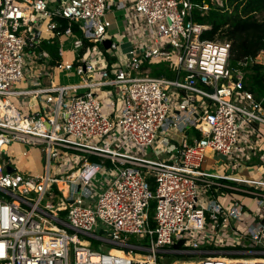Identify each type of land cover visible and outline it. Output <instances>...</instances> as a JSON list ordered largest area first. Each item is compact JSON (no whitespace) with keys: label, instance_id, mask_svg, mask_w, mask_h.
<instances>
[{"label":"built area","instance_id":"1","mask_svg":"<svg viewBox=\"0 0 264 264\" xmlns=\"http://www.w3.org/2000/svg\"><path fill=\"white\" fill-rule=\"evenodd\" d=\"M209 6L198 8L206 12ZM195 8L191 0L117 3L116 9L126 12L124 35L131 46L116 55L118 43L111 41L107 51L116 58L111 65L99 48L111 25L108 0H60L56 7L47 0H0V264H158L159 254L197 255L193 264H264V257H256L264 256V210L248 233L262 250L235 258L230 246L236 235L227 233L234 211L206 195L217 185L213 178L263 192L264 180L200 170L208 154L237 155L250 145L256 127H264V108L244 88L242 72L249 65L264 66V52L231 68L230 43L202 40L209 27L192 21ZM62 38L71 39L70 61L62 59ZM45 39L58 46L60 60L52 66L38 48ZM152 63L166 64L176 77H152L149 68L141 69ZM40 67L49 76L74 74L80 81L40 87L38 75L27 77ZM26 78L31 87L17 90ZM23 96L43 107L22 113L11 100ZM162 128L182 133L193 128L199 137L169 160L143 156ZM257 134L258 149L262 135ZM13 143L42 147L43 171L12 167L8 173L12 160L2 156ZM107 165L104 189L95 194L91 181ZM249 193L264 200V194ZM97 221L108 233H93ZM81 236L129 257L95 251ZM132 236L140 243H131ZM179 241L182 246L173 248ZM176 263L185 262H170Z\"/></svg>","mask_w":264,"mask_h":264},{"label":"crops","instance_id":"2","mask_svg":"<svg viewBox=\"0 0 264 264\" xmlns=\"http://www.w3.org/2000/svg\"><path fill=\"white\" fill-rule=\"evenodd\" d=\"M47 1L49 2L50 7H56L59 5L60 2V0H47ZM108 1H109L110 9L106 13V19L111 23V25L106 32L104 41L109 42V47L105 49L103 44L101 43L99 44V48L103 52V55L106 57L108 63L112 65L113 63H115L116 58L110 56L109 52L107 51L108 49H110L111 41H115L118 43L116 55L126 53L130 48L131 43L129 39L124 35V29L127 24V22L124 19V14H126V12L123 9H116L117 3L121 2L122 0H108ZM120 13L121 16L119 17L118 14ZM41 28H43V26ZM44 37L47 36L44 35ZM46 39L42 41L40 47L38 48L39 51L45 52L49 56L50 60L48 61V63L50 66H52L53 65L52 63H54L57 60H60V58L57 55L58 46L55 39L54 40L53 39L46 40ZM70 40H71L70 38L69 39L62 38L60 41L61 43H63V49L64 46L67 45V48L64 49L65 53L62 57L63 60L65 56L67 57V60L65 61H70V59L72 60L73 58L71 53H68V51H66L70 47ZM50 46H54L55 48L52 49ZM56 55L58 59H56L55 57ZM45 70H47V68L40 67L38 70H36V72H32V74L31 75L29 74L27 77L29 76L35 77L38 75L39 85L40 87L43 88L49 87L50 85L53 86L58 85L57 82H59V78L61 75L63 76V74L61 73L55 75L51 73V76H49L48 70L47 73L44 74ZM58 75L59 77L57 79ZM43 77H46L47 81H45ZM29 84H30V80L26 78L16 86V89L20 91L27 90V88H29L30 86ZM14 100H15V106H17V108L22 113L25 114H28L30 112L40 111V109L43 107V103L37 102V100L32 96H23L18 98L14 97ZM256 129L258 133L261 134L259 127H256ZM257 131L254 132V134L250 137L251 139L250 145H247V147L245 146L242 147L243 151L237 155L235 154L234 156H232L233 161L231 162L227 161L226 163H224L222 162V160H220L217 157L218 155L208 154L206 158L208 160L214 161L217 167L221 166L222 168H224L225 172L223 174H219L216 172H205V173L223 176V177H229V178H247V177H243L238 170L234 169L233 165L237 163H241L240 165L244 167L243 171H247L250 168H252L253 170L255 169L256 171V175H255L256 177L248 178V179L264 180V142H263L264 135L261 134L263 138L262 136L258 138V141H260V143L258 144L260 146L257 149L254 143V140L256 141L255 136L257 134ZM158 136L162 137V143H164L163 146L164 149L162 150L163 152L160 153L159 157H157V159L159 160L171 159L174 156L175 150H177V148L183 146L184 144L186 145L192 144L193 141L199 137L198 133L193 128L187 129L185 133H182V131H180L179 129L162 128L159 131ZM170 148H172V151L168 152ZM27 151L29 156V154L32 152V149L28 148ZM237 156H239V158H236ZM92 159L95 160L96 158H92ZM107 168H109L108 165ZM37 172L39 171H35L32 173H37ZM211 181L217 185H213L209 190L208 194L206 193V195L215 198L219 202L220 200L225 199L227 201L226 203L227 207L231 211L233 210L234 211L233 215L236 216V217L233 216L231 218L230 231L227 232L230 236H233V234L236 235L237 242L232 243L233 246L230 247L233 248L232 249L233 251H237L235 253L238 254L234 255L233 257L235 258L254 257L252 256V254L249 253L247 254V252L252 251V249L254 248L258 249V247L253 246L252 241L250 240L251 236L248 233L252 230L253 226L256 225L254 219H256V216L259 214L260 209L264 210V203L263 205H259L258 201H264V200L261 198H257L255 195L249 192L256 194H264V192L261 189H255L248 185L237 183L232 180H227V179L222 180L218 178L217 179L213 178L211 179ZM260 221L261 224H264L263 222L264 219H261ZM225 246L229 247L228 243H226ZM262 248L263 247H261V249L259 248L258 250H262ZM224 250L227 249L224 248ZM256 257H264V256L257 255Z\"/></svg>","mask_w":264,"mask_h":264},{"label":"trees","instance_id":"3","mask_svg":"<svg viewBox=\"0 0 264 264\" xmlns=\"http://www.w3.org/2000/svg\"><path fill=\"white\" fill-rule=\"evenodd\" d=\"M219 1L221 6L212 4L211 0H191L197 6L192 11V21L209 27L202 32V40L230 43L229 66L237 68L244 58L256 57L261 51L264 52V0ZM203 3L210 5L206 12L198 8ZM59 22L65 26L63 20ZM55 57L58 59L57 55ZM146 68L150 69L152 77L167 80L176 77L164 63L144 64L141 67L143 70ZM242 72L244 88L252 93L255 100L261 101L264 108V66L249 65L242 68Z\"/></svg>","mask_w":264,"mask_h":264},{"label":"rangeland","instance_id":"4","mask_svg":"<svg viewBox=\"0 0 264 264\" xmlns=\"http://www.w3.org/2000/svg\"><path fill=\"white\" fill-rule=\"evenodd\" d=\"M211 3H213L216 6H221L220 5V1L219 0H212ZM119 17L121 16V13L118 14ZM67 48V45L64 46V49ZM64 60H67V57L65 56ZM71 60V59H70ZM115 64V63H113ZM146 72H150L149 70H147ZM47 73V70H45L44 74ZM59 75L57 76L58 79ZM43 79L45 81L46 77H43ZM80 81V78L78 76H75L74 74H71L69 76V78L65 77V75H61L59 78V82H57L60 85H65V86H70V85H75L78 84ZM31 87V86H29ZM12 104L15 106V100L14 98H12ZM109 103L106 102L104 105V108L107 109L108 108ZM17 107V106H16ZM121 108V104L120 102L117 103L116 109L120 110ZM261 134L264 135V127L260 126L259 127ZM163 146L164 143H162V137L158 136L155 141L153 142V145L149 148L143 149V156L148 157L150 159H155L157 157H159L160 153H162L163 151ZM27 145H23L20 143H13L12 145H9L6 149V154L5 152L3 153L2 159L4 161H7L8 159L12 160L11 166H9L11 169L12 167L14 169H17L19 171H28V172H35V171H39L42 172L43 171V166H44V156L43 154L40 152L39 149H41L42 147H32V152L29 154V156L24 157L22 156V152L27 151L28 150ZM172 148H170L168 150V152H171ZM215 155V154H214ZM220 160H222V162L226 163L227 161H233V157H225V156H221L218 155L217 156ZM236 158H239V156H237ZM241 163H237L234 166V169L238 170L240 172V174L243 177H247V178H255L256 176V171L255 169L253 170L252 168H250L247 171H243V168L241 165ZM244 166V165H243ZM200 170L203 172H216L219 174H223L225 172L224 168L217 167V165L215 164L214 161L208 160L207 158H204ZM7 171V170H6ZM108 171L107 167H104L103 172L102 173H98L96 174V176L92 179L91 183L93 185V189L95 191V194L101 193L102 190L104 189V177L106 176V173ZM148 182L150 184V189L153 191L155 189V184L153 182V179L149 178ZM197 189L199 190V186L197 187ZM201 196V195H200ZM230 200V199H229ZM220 203L226 207V203L227 201L225 199L220 200ZM90 205L89 201H86L85 206ZM251 206V205H249ZM94 207V201H92V208ZM154 207H155V201L152 200L150 201L149 204V213L152 216L154 214ZM104 231L105 233H108V229L106 226H104L103 224H101V222L97 221L95 227L93 228V233H99V231ZM104 236H107V234H104ZM81 239L87 241L91 247V249L95 250V251H101V252H110L112 254H114V252H119L117 250H112L110 251V248L107 244L101 243L99 241H94L93 239H90L89 237H83L81 236ZM137 240H139V237L137 236H132L130 237V242L134 243V244H138L140 242H138ZM137 254L140 255H144V252L141 251H136ZM140 255H136L141 257ZM164 256V257H163ZM167 256V257H166ZM158 255V264H161L162 262L165 264H170V262L173 261H183L185 263L188 264V262H191L196 256H192V257H186V256H178V255ZM169 256V257H168ZM160 260V258H162ZM199 257V256H198ZM176 264H183V263H176Z\"/></svg>","mask_w":264,"mask_h":264},{"label":"water","instance_id":"5","mask_svg":"<svg viewBox=\"0 0 264 264\" xmlns=\"http://www.w3.org/2000/svg\"><path fill=\"white\" fill-rule=\"evenodd\" d=\"M103 46H104V48L105 49H107L108 47H109V42L108 41H104L103 43ZM5 170H7V172L8 173H10V172H12V169L9 167V166H6L5 167ZM264 222V221H263ZM104 232H99V234H103ZM182 244H183V241H179L177 244H175L174 246H173V248H175V249H179L181 246H182Z\"/></svg>","mask_w":264,"mask_h":264},{"label":"bare ground","instance_id":"6","mask_svg":"<svg viewBox=\"0 0 264 264\" xmlns=\"http://www.w3.org/2000/svg\"><path fill=\"white\" fill-rule=\"evenodd\" d=\"M114 254L115 255H119V256L129 257L125 251H119V252H116V253L114 252ZM130 257H132L133 259H139V260H143L144 259L143 257H139V256L136 257V255L130 256ZM192 262H189L188 264H193ZM183 264H187V263H183Z\"/></svg>","mask_w":264,"mask_h":264}]
</instances>
